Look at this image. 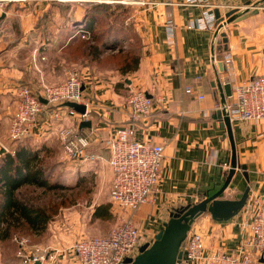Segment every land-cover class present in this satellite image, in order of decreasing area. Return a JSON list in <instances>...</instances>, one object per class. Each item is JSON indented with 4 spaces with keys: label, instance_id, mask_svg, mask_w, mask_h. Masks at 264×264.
Masks as SVG:
<instances>
[{
    "label": "crops",
    "instance_id": "crops-1",
    "mask_svg": "<svg viewBox=\"0 0 264 264\" xmlns=\"http://www.w3.org/2000/svg\"><path fill=\"white\" fill-rule=\"evenodd\" d=\"M90 1L0 0V144L5 147L8 141L16 85L59 84L69 68L79 69L83 94L89 100L84 119L94 130L88 152L103 159L74 162L92 167L110 186L112 172L104 139L116 128L132 125L136 140L163 146V171L155 200L132 213L143 245L154 240L173 212L216 192L228 175L231 141L223 114L216 108L220 98L214 83L216 79L221 84L230 82L231 93L225 102L232 104L235 84L264 75V0H207L200 6L185 0L124 1L132 5V19L142 36L138 65L126 75L97 64L104 54L92 59L91 43L81 37L84 32L90 35L86 30ZM252 4L258 8L247 12L245 5ZM205 10L223 22L217 36L216 30L187 27ZM235 11L244 14L227 22ZM170 26L173 41L169 40ZM227 53L232 72L222 62ZM135 89L150 96L152 107L148 116L133 122L124 98ZM65 112L55 118L51 109H44L27 136L45 144L60 159L58 128L88 132L79 128L84 119L77 112ZM230 122L237 162L246 166L248 181L237 168L220 198L238 199L249 186L247 203L227 221H214L208 214L200 220L208 249L226 252L234 251L250 235L244 222L256 209L254 199L264 198V119ZM95 206L89 213L70 209L56 216L49 233L55 251L46 252L48 263L78 264L68 247L78 239L108 234L110 229L102 225L108 218L93 217Z\"/></svg>",
    "mask_w": 264,
    "mask_h": 264
},
{
    "label": "built area",
    "instance_id": "built-area-1",
    "mask_svg": "<svg viewBox=\"0 0 264 264\" xmlns=\"http://www.w3.org/2000/svg\"><path fill=\"white\" fill-rule=\"evenodd\" d=\"M190 5H206L207 0H185ZM214 14L203 11L199 16L190 20L189 29L218 30L222 26ZM88 32L81 37L85 38ZM169 40H174L173 27L170 26ZM223 65L232 72V58L229 53L223 57ZM80 70L73 67L67 70L66 79L59 84H48L43 81L35 88L25 84L14 87L16 98L15 109L10 117L8 138L18 141L27 137L37 118L44 109H51L55 118L64 114L62 103L72 101L86 106L88 113L89 100L83 95ZM230 83V82H229ZM235 101L232 104L220 101L218 110L225 109L229 119L258 121L264 119V75H257L233 86ZM39 98L47 101L42 103ZM199 99L203 95L198 96ZM129 108V117L133 122L148 116L151 112L152 99L143 90L129 91L124 98ZM63 112V113H62ZM69 109L65 114H75ZM85 120V119H84ZM69 132L66 128H58L57 136L62 141V159L65 161L80 159L84 163L102 160L99 154L88 152L94 130L90 127ZM135 128L125 125L116 128L104 139V147L108 151L106 159L112 172L111 185L108 191L109 212L115 218V223L108 234L90 236L74 241L68 249L75 256L78 264H123L126 258H135L141 246L140 233L132 220V213L145 203L155 200L158 185L162 177L164 153L163 146L138 141L134 137ZM255 211L244 226L250 235L232 252L208 249L200 231L190 229L180 246L181 257L177 264H259L264 257V198L254 199L252 206ZM18 243V255L21 264H32L41 260L48 263L46 253L39 248L31 253L24 250L25 239L14 237ZM51 256H49L50 258Z\"/></svg>",
    "mask_w": 264,
    "mask_h": 264
},
{
    "label": "rangeland",
    "instance_id": "rangeland-1",
    "mask_svg": "<svg viewBox=\"0 0 264 264\" xmlns=\"http://www.w3.org/2000/svg\"><path fill=\"white\" fill-rule=\"evenodd\" d=\"M124 1L127 0H91L88 5L90 10L97 9L94 11L98 13L100 19L94 34L100 38L95 39L93 35L86 34L87 41L93 45L94 42L102 43L107 40L108 45H115L113 48L107 49L101 47V54L104 56L100 61H97V64L104 68H112L119 73L117 67L121 57H117V55L128 54L132 57L142 51V36L132 19V5L124 3ZM63 110L67 111L68 108L63 107ZM24 139L26 138L12 141L8 138L7 144L5 143L7 152H11ZM29 143L37 145L38 148L44 147L45 150H42L40 155L43 157V165L47 167L49 173V183L53 186L52 188H43L27 184L18 189L17 197L36 207L44 208L50 214V220L45 229L38 232L31 230L26 225L12 228L9 237L0 239V264H21L17 253L19 246L14 237L25 239L24 250L26 253L33 252L35 248H39L45 253L55 251L53 246L56 243L50 241L49 233H52L50 228L58 214L70 209L89 213L96 204H108L110 186L108 182H104L98 177L92 167L73 160H62L59 154L48 150L42 142L30 140ZM205 215L207 213L202 214L196 220L191 228L193 231H202L200 220ZM114 223L115 218L111 215L105 219L102 225L110 229ZM5 225L3 223L0 226V236L4 234ZM71 256H74L73 253ZM66 259L69 261L67 257Z\"/></svg>",
    "mask_w": 264,
    "mask_h": 264
},
{
    "label": "trees",
    "instance_id": "trees-1",
    "mask_svg": "<svg viewBox=\"0 0 264 264\" xmlns=\"http://www.w3.org/2000/svg\"><path fill=\"white\" fill-rule=\"evenodd\" d=\"M107 6V5H106ZM97 10V9H94ZM93 9H88L86 30L93 35V38H100L94 34L99 22V15ZM101 43V42H100ZM90 45L89 49L92 59L98 58L102 48H113L115 45L102 43ZM139 54L117 55L121 57L118 62V70L121 74L136 69ZM24 141L16 145L10 152L0 156V226L5 223L4 234L0 239L9 237L12 228L26 225L33 231H42L50 220V214L42 207H36L29 202L17 197L20 187L30 184L43 188H52L49 183V173L47 167L43 165V157L40 155L44 147L38 148L35 144H30V140L25 137ZM111 216L108 204L95 206L93 217L108 218Z\"/></svg>",
    "mask_w": 264,
    "mask_h": 264
},
{
    "label": "water",
    "instance_id": "water-1",
    "mask_svg": "<svg viewBox=\"0 0 264 264\" xmlns=\"http://www.w3.org/2000/svg\"><path fill=\"white\" fill-rule=\"evenodd\" d=\"M245 10L248 12L250 8H258L256 4L245 5ZM243 12L236 11L228 16L227 22L243 15ZM216 16L218 14L216 13ZM221 28V27H219ZM218 28V29H219ZM219 30L215 31L217 36ZM219 66V65H218ZM214 86L218 90L219 101L221 104L225 103V96L231 93V84L229 82L221 84L218 79L215 80ZM150 97L149 95H147ZM39 100L46 104L47 101L43 98ZM62 107H67L81 115L86 114V106L72 101H67L61 104ZM223 119L225 121L228 136L231 141V160L228 175L222 186L213 194H205L204 199L198 203L181 207L172 213L170 219L164 224V228L158 231L154 236L152 242H147L140 246L139 254L135 258H126L123 264H177V260L181 257L180 246L185 239L193 221L204 213L210 215L214 221H227L241 211L246 205L249 193V186H247L238 199L220 198L223 191L227 188L235 170L241 169L245 179L248 181L246 166L237 162L234 141L231 134V122L227 111L221 109ZM89 120H83L79 128L90 127ZM7 149L0 144V156L5 154ZM48 256L45 257L47 259ZM260 263H264V257L259 259ZM32 264H42L41 260H35Z\"/></svg>",
    "mask_w": 264,
    "mask_h": 264
}]
</instances>
